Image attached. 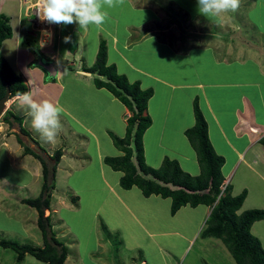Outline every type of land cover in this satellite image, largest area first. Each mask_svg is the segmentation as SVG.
<instances>
[{
  "label": "crops",
  "instance_id": "obj_1",
  "mask_svg": "<svg viewBox=\"0 0 264 264\" xmlns=\"http://www.w3.org/2000/svg\"><path fill=\"white\" fill-rule=\"evenodd\" d=\"M38 5L43 0H0V15L10 18L13 30L0 58L23 76L34 100L64 109L62 128L48 142L15 97L0 116V264H46L30 254L18 261L1 244L44 245L38 211L23 203L40 196L43 165L26 149L48 161L63 153L46 216L68 249L65 264H169L176 245L189 247L206 227L211 207L188 205L173 216L170 198L122 188L124 173L105 163L124 156L111 135L125 137L131 113L84 71L95 64L102 40L108 64L154 92L147 110L152 125L143 137L146 164L158 169L168 158L191 176L201 174L186 136L195 126L198 100L210 142L225 159V186L233 196L248 193L238 213L264 209V0H241L237 12L215 17L201 16L196 0H123L104 9L108 18L99 27L39 26L42 18L33 15ZM41 62L54 65L56 76ZM7 111L22 126L14 118L6 121ZM203 239L227 251L223 241Z\"/></svg>",
  "mask_w": 264,
  "mask_h": 264
},
{
  "label": "trees",
  "instance_id": "obj_2",
  "mask_svg": "<svg viewBox=\"0 0 264 264\" xmlns=\"http://www.w3.org/2000/svg\"><path fill=\"white\" fill-rule=\"evenodd\" d=\"M13 37L10 18L0 15V49L5 40ZM85 72L95 74L94 84L98 89H106L119 99L130 111L127 119V132L124 138L112 134L116 147L124 153L121 157H107L105 163L113 170L123 172L120 184L124 189L138 187L146 197L153 195L172 200L171 213L173 216L185 206L197 207L205 205L212 208L203 231L204 238H214L227 246L237 264H264V247L261 240L252 233V226L264 220V209L247 210L239 214L246 198L247 191L238 196L232 195V189L225 186L222 169L225 159L218 155L209 139L208 123L200 109L199 101H195L194 112L196 123L188 129L186 136L197 152L201 174L191 176L184 172L179 163L165 159L158 169L149 167L144 157L143 137L152 125V119L147 114L148 103L154 92L144 90L140 82L131 83L125 75L118 74L115 65L108 64V46L105 40L100 43L97 59L92 67H85ZM10 90V99L17 92L28 91L23 76L15 73L5 58H0V99ZM3 118L7 121L14 118L22 126V119L14 117L7 111ZM26 134V131L22 129ZM260 144L264 146V137ZM43 150V149H41ZM26 153L34 154L43 165V187L36 199H26L23 203L38 211V226L43 236V247L24 245L14 241H2L5 248L17 253L18 261L26 254L34 256L46 264H65L68 249L53 230L50 210L53 192L56 188V172L62 151H56L50 161L42 155L29 149ZM103 230L109 231L103 226Z\"/></svg>",
  "mask_w": 264,
  "mask_h": 264
},
{
  "label": "clouds",
  "instance_id": "obj_3",
  "mask_svg": "<svg viewBox=\"0 0 264 264\" xmlns=\"http://www.w3.org/2000/svg\"><path fill=\"white\" fill-rule=\"evenodd\" d=\"M198 13L203 17H215L223 13H235L241 0H196ZM123 0H43L44 21L55 25L78 24L80 27L102 26L108 13L105 8L122 4ZM71 37H65V43ZM16 100L27 106L33 129L48 142H53L59 135L62 125L60 115L64 109L49 100L37 102L30 91L17 92Z\"/></svg>",
  "mask_w": 264,
  "mask_h": 264
},
{
  "label": "rangeland",
  "instance_id": "obj_4",
  "mask_svg": "<svg viewBox=\"0 0 264 264\" xmlns=\"http://www.w3.org/2000/svg\"><path fill=\"white\" fill-rule=\"evenodd\" d=\"M259 222L260 225L255 229L256 234L252 233L261 240L264 247V220ZM214 243L215 241H204L202 233L198 234L189 247L186 242H179L174 248V256L169 264H237L225 244L227 251Z\"/></svg>",
  "mask_w": 264,
  "mask_h": 264
},
{
  "label": "water",
  "instance_id": "obj_5",
  "mask_svg": "<svg viewBox=\"0 0 264 264\" xmlns=\"http://www.w3.org/2000/svg\"><path fill=\"white\" fill-rule=\"evenodd\" d=\"M51 76H56V68L54 65H45L43 62L40 64ZM10 90H7L6 95L0 99V116H2L7 108L8 102L10 100Z\"/></svg>",
  "mask_w": 264,
  "mask_h": 264
},
{
  "label": "built area",
  "instance_id": "obj_6",
  "mask_svg": "<svg viewBox=\"0 0 264 264\" xmlns=\"http://www.w3.org/2000/svg\"><path fill=\"white\" fill-rule=\"evenodd\" d=\"M42 8L43 7H41V5H38L37 7H36V14L35 13H33V15H37V16H39V18L41 17L42 18V20H41V25H39V26H49L50 24L47 22V21H44L43 19H44V16L42 17L41 16V10H42ZM38 19V18H37ZM36 23H37V21H36Z\"/></svg>",
  "mask_w": 264,
  "mask_h": 264
}]
</instances>
